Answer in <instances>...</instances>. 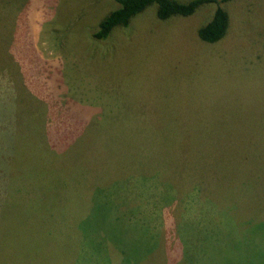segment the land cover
I'll return each mask as SVG.
<instances>
[{
	"label": "rangeland",
	"instance_id": "1",
	"mask_svg": "<svg viewBox=\"0 0 264 264\" xmlns=\"http://www.w3.org/2000/svg\"><path fill=\"white\" fill-rule=\"evenodd\" d=\"M117 5L0 0V264H264V0Z\"/></svg>",
	"mask_w": 264,
	"mask_h": 264
},
{
	"label": "trees",
	"instance_id": "2",
	"mask_svg": "<svg viewBox=\"0 0 264 264\" xmlns=\"http://www.w3.org/2000/svg\"><path fill=\"white\" fill-rule=\"evenodd\" d=\"M117 1L118 5L116 9L100 22L98 31L94 35L96 39L105 40L111 35L115 28L128 27L135 16L141 14L151 6L157 7V16L160 20H168L174 16L189 17L194 15L195 12L204 5L216 4L217 9L212 20L198 31L199 37L202 41L208 44H215L227 35L230 26V16L221 4L233 0H191L188 2H182L179 0ZM129 232H131V230L128 228L125 230L123 229L117 234V237H112L110 240L119 242V240L122 239L121 244L123 247L130 245L127 236ZM121 251L123 250L121 249Z\"/></svg>",
	"mask_w": 264,
	"mask_h": 264
},
{
	"label": "crops",
	"instance_id": "3",
	"mask_svg": "<svg viewBox=\"0 0 264 264\" xmlns=\"http://www.w3.org/2000/svg\"><path fill=\"white\" fill-rule=\"evenodd\" d=\"M7 110H8V106H7V108H6V112H7ZM15 129H17V128H14V129H12L11 131L14 133V130ZM5 131V130H4ZM11 131H10V133L8 134V140L10 141V138H11ZM4 133V132H3ZM15 134V133H14ZM3 135V134H2Z\"/></svg>",
	"mask_w": 264,
	"mask_h": 264
}]
</instances>
